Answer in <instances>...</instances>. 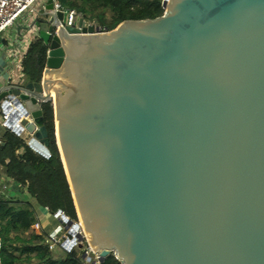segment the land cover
<instances>
[{
    "label": "water",
    "instance_id": "water-1",
    "mask_svg": "<svg viewBox=\"0 0 264 264\" xmlns=\"http://www.w3.org/2000/svg\"><path fill=\"white\" fill-rule=\"evenodd\" d=\"M163 7L105 33L45 15L42 81L14 92L39 125L14 113L10 125L49 158L41 107L51 103L100 264L110 254L120 264H264V0Z\"/></svg>",
    "mask_w": 264,
    "mask_h": 264
},
{
    "label": "trees",
    "instance_id": "trees-1",
    "mask_svg": "<svg viewBox=\"0 0 264 264\" xmlns=\"http://www.w3.org/2000/svg\"><path fill=\"white\" fill-rule=\"evenodd\" d=\"M62 9L79 13L86 25L112 31L127 21L155 20L164 14L157 0H56ZM44 18L37 19V24ZM48 45L34 37L30 40L24 68L25 83H41L46 68ZM42 115L49 135V158L31 150L14 133H0V169L6 180L18 184L15 198L0 195L1 264H79L76 251L54 256L48 249L47 231L39 212L48 207L76 220L75 207L55 142L51 103L43 104ZM39 227V233L35 231ZM101 264H120L110 254Z\"/></svg>",
    "mask_w": 264,
    "mask_h": 264
},
{
    "label": "built area",
    "instance_id": "built-area-1",
    "mask_svg": "<svg viewBox=\"0 0 264 264\" xmlns=\"http://www.w3.org/2000/svg\"><path fill=\"white\" fill-rule=\"evenodd\" d=\"M47 1L48 0H0V39L5 32L15 29L17 21H19L22 15H24L26 12L29 14V20L26 25L27 29L29 28L32 19H34L36 22L40 16H55L57 12H62L64 15L63 20L59 23L61 27H77L78 22L82 20V17L79 13L69 9H62L56 0H53L52 10L48 11L46 9ZM157 1L165 12L163 7L165 0ZM85 26L89 25L85 24ZM93 26L96 27L95 25ZM100 31L102 33L108 32L103 31L102 29H100ZM25 57L26 51L23 52V50L18 53L9 52L5 57L3 72L5 75L12 76L9 71L13 69V75H15L16 78L9 87L8 96L6 99L9 98L10 94L14 96V92L16 91L18 85L22 82L21 72L24 68ZM13 98L19 102L18 98ZM6 99L0 102V130L10 131L15 134L17 125H10L11 114L13 112L10 109L3 108V104ZM18 137L23 140L22 134H20ZM18 187V184H16L14 181L6 179L0 180V195H4L8 198H15L16 196H11L10 192L14 189L17 191ZM16 195L19 194L16 193ZM57 212L58 211L52 212L48 207L40 210L39 212V219L42 216L47 215L56 222V228H54L53 231L48 235L46 241L49 251L53 255H68L70 252L76 251L80 257L79 264H100L99 256L89 245L80 222L77 219L72 220L61 211L57 216H54Z\"/></svg>",
    "mask_w": 264,
    "mask_h": 264
},
{
    "label": "crops",
    "instance_id": "crops-1",
    "mask_svg": "<svg viewBox=\"0 0 264 264\" xmlns=\"http://www.w3.org/2000/svg\"><path fill=\"white\" fill-rule=\"evenodd\" d=\"M27 30L28 29H24L23 30L24 32H21L20 28L17 29V34L20 37V42H19L20 49L18 52H21L22 50L24 51L25 36L27 35ZM35 30H36V36L35 37H37V38L43 40L45 43H47L48 28L45 24H42V23H40L38 26L33 27L32 32L30 34L29 42H30L31 38L35 35ZM12 37H13V31L9 32V39H11ZM29 42H28V44H29ZM28 44H27V47H28ZM0 46H1V50H0V74L2 76V79L7 80V85L5 87L0 88V93H1L2 89H9L11 83H13L16 78H15V75H13V69H11L9 71L12 76L5 75L4 72L3 73L1 72V71H4L5 57L9 53L8 51H11V50L9 48V43L7 41H5L2 37L0 39ZM26 51H27V49H26ZM11 52H14V51H11ZM15 53H17V52H15ZM4 179H6V178L4 177L3 171L0 169V180H4ZM16 193H19L18 191H16V189H14L10 192L11 196L15 195ZM40 219L46 221V223L48 225V229L46 231L49 235L53 231V229L56 228V222L50 216H47V215L42 216ZM35 231L37 233H39V227H36Z\"/></svg>",
    "mask_w": 264,
    "mask_h": 264
},
{
    "label": "rangeland",
    "instance_id": "rangeland-1",
    "mask_svg": "<svg viewBox=\"0 0 264 264\" xmlns=\"http://www.w3.org/2000/svg\"><path fill=\"white\" fill-rule=\"evenodd\" d=\"M39 18H41V16ZM43 18L45 19V17H43ZM28 20H29V14H28V12H26L24 15H22L21 19L19 21H17L15 29L9 30L2 35V38L9 43V48L11 51L18 53V51L20 49V47H19L20 37L17 34V29L20 28L21 32H24L23 30L27 29L26 25H27ZM11 31H13V37L11 39H9V32H11ZM35 36H36V30H35V35L33 37H35ZM11 51H8V52H11ZM1 72L3 73V71H1ZM48 80H49V76H48ZM6 85H7V80L2 79V76L0 74V88L5 87ZM52 96H54V93H52ZM57 127H58V125H57V123H55L54 124V132L55 133H57ZM55 129H56V131H55ZM1 132H2V130H0V133ZM75 213L77 215V220L80 221V223H81V220L79 218V215H78V212L76 209H75ZM41 224L45 230L48 229V225H47L45 220H42ZM57 255H60V254H57ZM54 256H56V255H54Z\"/></svg>",
    "mask_w": 264,
    "mask_h": 264
},
{
    "label": "bare ground",
    "instance_id": "bare-ground-1",
    "mask_svg": "<svg viewBox=\"0 0 264 264\" xmlns=\"http://www.w3.org/2000/svg\"><path fill=\"white\" fill-rule=\"evenodd\" d=\"M35 20L32 19L30 26L27 30V35L25 36V46H24V51H26L27 49V44L29 42L30 39V34L32 32L33 26L35 24ZM23 51V52H24ZM14 96H12L10 94L9 98L5 100L4 104H3V108L4 109H10L15 115H17L19 118L20 117H26L29 121H31V123H33L34 125L38 126L39 125V118L37 116H30L26 113V111L23 109V107L20 105V103L13 98Z\"/></svg>",
    "mask_w": 264,
    "mask_h": 264
}]
</instances>
